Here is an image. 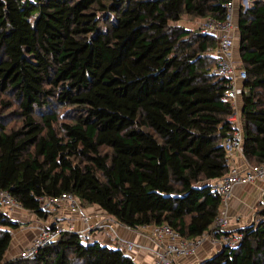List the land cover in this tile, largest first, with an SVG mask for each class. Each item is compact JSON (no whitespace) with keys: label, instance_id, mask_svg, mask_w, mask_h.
<instances>
[{"label":"trees","instance_id":"1","mask_svg":"<svg viewBox=\"0 0 264 264\" xmlns=\"http://www.w3.org/2000/svg\"><path fill=\"white\" fill-rule=\"evenodd\" d=\"M229 0H0V191L40 218V198L73 194L129 229L166 224L189 240L220 209L231 87L212 73ZM237 1V98L246 162H264V0ZM7 110V112H1ZM0 206V264H136L121 248L64 232L33 259L5 260L19 227ZM259 220L196 264H264Z\"/></svg>","mask_w":264,"mask_h":264},{"label":"built area","instance_id":"2","mask_svg":"<svg viewBox=\"0 0 264 264\" xmlns=\"http://www.w3.org/2000/svg\"><path fill=\"white\" fill-rule=\"evenodd\" d=\"M245 9L252 6L249 0H243ZM235 0H229L226 4L227 14L223 21L212 18H205L199 29L201 34H215L216 47L212 51L213 56L218 57L217 65L212 73L229 78L231 87L225 91L224 99L231 102L232 113L227 117L231 126L229 135L224 140V149L228 162L227 173L212 181L213 190L220 194V209L210 230L194 239H183L180 235L166 224L147 225L140 227L143 233L150 236L158 246L151 264H174L180 256L193 255L196 249L205 240L217 241L220 245L235 247L239 243V234L231 232L229 217L227 214V199L234 186L264 180V162L260 165H246L244 169L231 164L232 156L236 153L242 154L243 132L240 122V112L237 98L242 92V83L246 79V72L238 68L234 60V36L236 20H234ZM243 155V154H242ZM65 203L71 213H80L82 207L78 199L71 193H63L58 197L40 198V208L48 212L53 204ZM0 206L9 215L17 208H21L16 200L6 190L0 191ZM264 221V216H262ZM102 227V224L88 226L87 230ZM64 232H73L71 227H64L60 223L50 221L41 227L33 237L29 245L20 250L16 259H33L38 251L48 244L56 241ZM136 245L132 242H124L122 250L125 254L134 250Z\"/></svg>","mask_w":264,"mask_h":264},{"label":"crops","instance_id":"3","mask_svg":"<svg viewBox=\"0 0 264 264\" xmlns=\"http://www.w3.org/2000/svg\"><path fill=\"white\" fill-rule=\"evenodd\" d=\"M237 1L235 0L234 20L237 16ZM202 21V20H201ZM235 62L239 63V53L236 42L233 48ZM231 164L244 169L248 164L244 156L236 153L232 156ZM249 165V164H248ZM264 193V180L254 181L243 185L234 186L227 199V214L231 232H235L254 222L257 206L262 201ZM14 221L19 222V227L12 231V240L6 255L16 259V254L29 245L39 229L50 221L60 223L64 227H71L73 232L82 234L88 240L98 241L112 248L123 247L124 242L136 245L129 255L136 264H151L157 249L155 241L143 233L141 228L133 230L117 223L96 206L82 207L80 213H71L65 203L53 204L47 212L46 218H40L33 213L17 208L11 215ZM102 224L100 228L87 230L88 226ZM220 244L214 240H205L193 255L180 256L174 264H196L220 249Z\"/></svg>","mask_w":264,"mask_h":264},{"label":"rangeland","instance_id":"4","mask_svg":"<svg viewBox=\"0 0 264 264\" xmlns=\"http://www.w3.org/2000/svg\"><path fill=\"white\" fill-rule=\"evenodd\" d=\"M171 23L174 24V25H179V26H181V27H183L185 29H192V30L200 29L201 24H202L201 20L198 21V20L192 19L189 15H186V14H182V16L180 17V20L172 21ZM214 49H215V47L214 48H210L208 53L210 55H213L212 51ZM237 104H238V102H237ZM1 112H5L6 113L7 110H2ZM255 217H256V219H254V221L259 220L258 216L255 215ZM89 241L93 242L94 240H89ZM16 256H17V254H16ZM9 259H11V256L6 255L5 260H9Z\"/></svg>","mask_w":264,"mask_h":264}]
</instances>
